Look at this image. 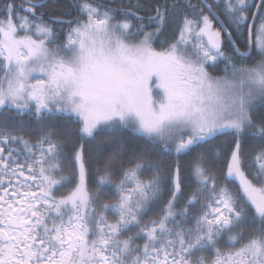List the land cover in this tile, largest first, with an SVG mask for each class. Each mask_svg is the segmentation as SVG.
<instances>
[{
    "label": "snow or ice",
    "instance_id": "6c2138e0",
    "mask_svg": "<svg viewBox=\"0 0 264 264\" xmlns=\"http://www.w3.org/2000/svg\"><path fill=\"white\" fill-rule=\"evenodd\" d=\"M59 9L0 0V264H264V0Z\"/></svg>",
    "mask_w": 264,
    "mask_h": 264
},
{
    "label": "trees",
    "instance_id": "16d2710c",
    "mask_svg": "<svg viewBox=\"0 0 264 264\" xmlns=\"http://www.w3.org/2000/svg\"><path fill=\"white\" fill-rule=\"evenodd\" d=\"M17 2H19V0H17ZM57 3L60 5V9L59 10H70V9H66V6L68 4V0H57ZM73 15H75V13H73ZM63 36V35H62ZM172 36V32L171 30H169L168 32H166L163 36H160L157 39V42L155 44V47L157 49L160 48V41L162 40H169L171 39ZM253 43H254V38H253ZM247 50V45L246 44H241V51H246ZM228 54L229 55H234V53L231 51V49H227ZM253 60H248L246 61L247 63L251 64L254 63L255 59H258V57L255 56V50L253 51ZM223 64H219L217 67H215L213 69V71L215 72V75H224L223 71ZM27 124V121L25 122ZM121 137L125 143V145L130 149H135L137 151H143L147 148V142L145 139L143 138H137L135 136H133L131 133H122ZM150 175V173H145L144 176H142L141 178L146 179L148 178V176ZM117 182H118V178H117ZM72 187L71 185H69V188ZM65 191H67V189H65ZM156 214H158V209L156 210V212H154L152 214V216L148 217V218H153ZM205 255H208L207 253H205Z\"/></svg>",
    "mask_w": 264,
    "mask_h": 264
},
{
    "label": "rangeland",
    "instance_id": "374dc122",
    "mask_svg": "<svg viewBox=\"0 0 264 264\" xmlns=\"http://www.w3.org/2000/svg\"><path fill=\"white\" fill-rule=\"evenodd\" d=\"M61 40H63V36H61ZM259 58V57H258ZM214 68H212L211 70H209V72L214 76V77H221L223 75H215V72L213 71Z\"/></svg>",
    "mask_w": 264,
    "mask_h": 264
},
{
    "label": "flooded vegetation",
    "instance_id": "af4514ba",
    "mask_svg": "<svg viewBox=\"0 0 264 264\" xmlns=\"http://www.w3.org/2000/svg\"><path fill=\"white\" fill-rule=\"evenodd\" d=\"M227 51V50H226ZM228 52V51H227ZM212 68L210 67L209 70H211Z\"/></svg>",
    "mask_w": 264,
    "mask_h": 264
}]
</instances>
